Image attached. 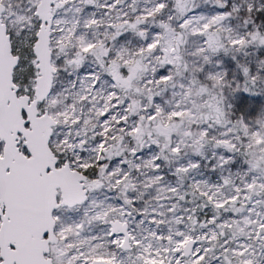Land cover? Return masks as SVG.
<instances>
[{
    "label": "snow or ice",
    "instance_id": "1",
    "mask_svg": "<svg viewBox=\"0 0 264 264\" xmlns=\"http://www.w3.org/2000/svg\"><path fill=\"white\" fill-rule=\"evenodd\" d=\"M0 264H264V0H0Z\"/></svg>",
    "mask_w": 264,
    "mask_h": 264
},
{
    "label": "rangeland",
    "instance_id": "2",
    "mask_svg": "<svg viewBox=\"0 0 264 264\" xmlns=\"http://www.w3.org/2000/svg\"><path fill=\"white\" fill-rule=\"evenodd\" d=\"M256 101H257V103H259L260 102V99L259 98H256Z\"/></svg>",
    "mask_w": 264,
    "mask_h": 264
}]
</instances>
